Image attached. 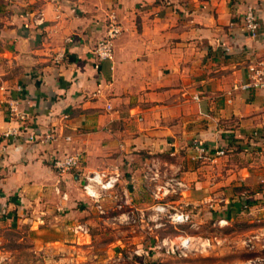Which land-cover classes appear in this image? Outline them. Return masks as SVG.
<instances>
[{
    "label": "crops",
    "instance_id": "obj_1",
    "mask_svg": "<svg viewBox=\"0 0 264 264\" xmlns=\"http://www.w3.org/2000/svg\"><path fill=\"white\" fill-rule=\"evenodd\" d=\"M247 7L259 22L254 36L242 26ZM110 17L121 32L113 60H99L93 49ZM252 61H264V0H0V210L18 211L16 194L25 204H46L72 174L56 171L52 159L80 153L76 175L118 172L125 204L136 203L130 188L156 185V204L187 211L198 225L199 212L213 219L207 230L174 232L200 238L201 248L168 254L157 241L146 254L150 264H206L203 251L219 252L206 242L211 237H256L264 230V91L231 90ZM11 98L31 127L55 130L56 140L1 139L16 124ZM198 144L224 154L192 160ZM167 170L174 176L165 181ZM174 188L179 195H166ZM142 200L141 213L153 202ZM244 213L261 225L213 227ZM220 247L224 254L233 248ZM237 247L262 250L257 242Z\"/></svg>",
    "mask_w": 264,
    "mask_h": 264
},
{
    "label": "rangeland",
    "instance_id": "obj_2",
    "mask_svg": "<svg viewBox=\"0 0 264 264\" xmlns=\"http://www.w3.org/2000/svg\"><path fill=\"white\" fill-rule=\"evenodd\" d=\"M71 172L68 183L65 178L61 179L52 194L44 197L46 204H25L20 202V196L16 194L14 196L19 210L16 211L14 205L0 210V264H150L153 260L146 254L154 250L153 245L157 241L161 246L163 240L175 236L176 230L201 227L207 230L212 227L213 219H206L202 212L198 213L199 225L191 215L185 223H170L165 213L154 210L159 205L156 204V185L153 188H130L132 198L138 205H128L124 203L122 186H119L121 183L118 181L114 189L102 196L100 205L103 212H99L98 203L82 194L83 178L76 175L80 172L77 169ZM166 175L165 181L174 176L170 170L166 171ZM153 181L156 184V180ZM166 186L170 187L168 184ZM65 191L67 199H63ZM115 195L121 197L113 198ZM166 195H179V189L167 191ZM150 197L153 202L141 213L139 206L142 198L149 201ZM241 215L233 217L226 224L223 220H215L213 227L247 231L261 225L259 221L247 219L245 213ZM78 225H82L85 231L76 229ZM189 238L195 248H201L200 244L197 245L202 241L197 242L200 238ZM211 238L206 242L209 245L216 244L219 252L203 251V257L209 259L206 264H223L226 258H229L230 264H253L254 256H261V262L258 263L264 264V230L257 233L256 237L249 233L242 239L244 241H238L237 236H233L235 241L227 242L233 248L225 254L219 248L222 244L227 245L226 241L221 237L219 242H216V237ZM245 242H257L262 250L256 252L248 247H237V244Z\"/></svg>",
    "mask_w": 264,
    "mask_h": 264
},
{
    "label": "built area",
    "instance_id": "obj_3",
    "mask_svg": "<svg viewBox=\"0 0 264 264\" xmlns=\"http://www.w3.org/2000/svg\"><path fill=\"white\" fill-rule=\"evenodd\" d=\"M242 26L244 31L254 36L259 27L258 18L253 7H247L243 14ZM121 26L119 22L114 18L110 17L106 31L101 39H99L93 49V52L99 60H113V42L114 39L120 34ZM247 78L245 81L237 82L232 85L231 90H251L260 89L264 91V61H252L246 66ZM195 99H199L197 95ZM6 107L8 110L9 118L14 120L16 124L7 128L1 135V139L14 143H33V144H51L57 138V133L53 129H47L44 131H38L37 129L30 126L28 123V113L19 107L18 99L11 98L6 101ZM107 109H111V105L107 104ZM66 140L69 137H65ZM6 145L2 147V153H5ZM224 154L222 149L207 147L202 144L193 146L192 154L190 158L192 160H199L203 157L212 156L214 159L217 156ZM1 162V161H0ZM52 167L62 173L76 169L81 162L80 153L64 154L59 157L52 159ZM119 181V173L112 172L108 173L105 171H91L83 176L82 192L83 195L94 202L98 203L97 207L99 212H103L100 200L105 193L116 187ZM65 198V193L63 194ZM157 212H163L166 214L168 220L172 224L185 223L190 219V213L187 211H169L164 205H158L156 208ZM76 229L81 232L84 230L82 225H78ZM77 231V230H76ZM192 245V240L189 236L177 234L170 239L162 241V247L168 254L179 255L185 252Z\"/></svg>",
    "mask_w": 264,
    "mask_h": 264
},
{
    "label": "trees",
    "instance_id": "obj_4",
    "mask_svg": "<svg viewBox=\"0 0 264 264\" xmlns=\"http://www.w3.org/2000/svg\"><path fill=\"white\" fill-rule=\"evenodd\" d=\"M243 203H244V205H245V204H246V201H244Z\"/></svg>",
    "mask_w": 264,
    "mask_h": 264
}]
</instances>
